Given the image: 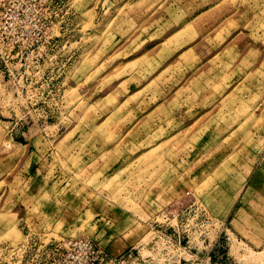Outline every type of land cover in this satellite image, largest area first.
I'll return each mask as SVG.
<instances>
[{"label":"rangeland","instance_id":"1","mask_svg":"<svg viewBox=\"0 0 264 264\" xmlns=\"http://www.w3.org/2000/svg\"><path fill=\"white\" fill-rule=\"evenodd\" d=\"M48 4L0 61V264H264V0Z\"/></svg>","mask_w":264,"mask_h":264},{"label":"built area","instance_id":"2","mask_svg":"<svg viewBox=\"0 0 264 264\" xmlns=\"http://www.w3.org/2000/svg\"><path fill=\"white\" fill-rule=\"evenodd\" d=\"M49 0H0V61L37 62L53 26ZM58 264H135L137 247L114 255L89 238L69 239Z\"/></svg>","mask_w":264,"mask_h":264},{"label":"crops","instance_id":"3","mask_svg":"<svg viewBox=\"0 0 264 264\" xmlns=\"http://www.w3.org/2000/svg\"><path fill=\"white\" fill-rule=\"evenodd\" d=\"M134 247H135V246H132V245H131V246H127L126 249H125V251L128 250V249H130V248H134ZM125 251H124V252H125ZM118 255H119V254H118Z\"/></svg>","mask_w":264,"mask_h":264}]
</instances>
